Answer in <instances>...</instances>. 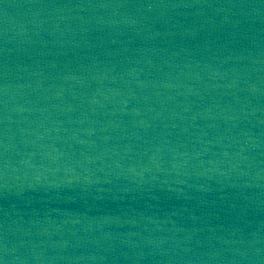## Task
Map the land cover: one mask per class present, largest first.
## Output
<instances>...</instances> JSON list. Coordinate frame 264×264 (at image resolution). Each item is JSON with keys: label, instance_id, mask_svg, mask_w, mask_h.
Segmentation results:
<instances>
[{"label": "water", "instance_id": "95a60500", "mask_svg": "<svg viewBox=\"0 0 264 264\" xmlns=\"http://www.w3.org/2000/svg\"><path fill=\"white\" fill-rule=\"evenodd\" d=\"M3 264H264V0H0Z\"/></svg>", "mask_w": 264, "mask_h": 264}, {"label": "snow or ice", "instance_id": "6c2138e0", "mask_svg": "<svg viewBox=\"0 0 264 264\" xmlns=\"http://www.w3.org/2000/svg\"><path fill=\"white\" fill-rule=\"evenodd\" d=\"M0 264H3V260H0Z\"/></svg>", "mask_w": 264, "mask_h": 264}]
</instances>
